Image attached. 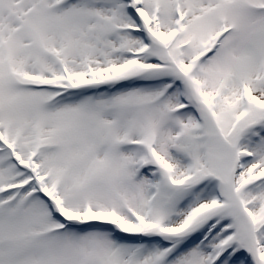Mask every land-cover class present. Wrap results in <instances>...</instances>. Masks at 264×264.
<instances>
[{"label": "snow or ice", "instance_id": "1", "mask_svg": "<svg viewBox=\"0 0 264 264\" xmlns=\"http://www.w3.org/2000/svg\"><path fill=\"white\" fill-rule=\"evenodd\" d=\"M0 264H264V0H0Z\"/></svg>", "mask_w": 264, "mask_h": 264}]
</instances>
